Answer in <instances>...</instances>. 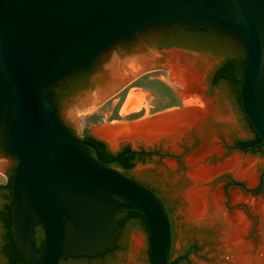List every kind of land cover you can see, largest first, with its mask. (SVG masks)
<instances>
[{
	"label": "water",
	"instance_id": "obj_1",
	"mask_svg": "<svg viewBox=\"0 0 264 264\" xmlns=\"http://www.w3.org/2000/svg\"><path fill=\"white\" fill-rule=\"evenodd\" d=\"M163 27L208 32L242 48L244 55L233 62L241 107L261 139L243 151L263 147L264 0H0V144L16 160L12 231L31 264H59L66 255L105 251L114 243L120 228L116 216L123 210L143 214L150 264H177L181 258L169 260L170 221L161 199L111 167L126 155L155 151L131 148L102 158L62 118L55 92L71 75L89 72L107 50ZM122 52L146 58L135 75L163 69L169 79L175 71L171 54L179 63L193 54L148 44ZM191 109L202 107L171 108L147 120ZM263 176L264 171L260 186ZM37 227L44 233L39 250L33 242Z\"/></svg>",
	"mask_w": 264,
	"mask_h": 264
},
{
	"label": "rangeland",
	"instance_id": "obj_2",
	"mask_svg": "<svg viewBox=\"0 0 264 264\" xmlns=\"http://www.w3.org/2000/svg\"><path fill=\"white\" fill-rule=\"evenodd\" d=\"M177 28L180 27L158 28L137 35V37L143 40L147 34L155 31H163L164 37H166L167 35L174 33ZM191 32H195V34L197 33L199 37H192L193 39L184 40L175 39L171 41H177L182 44L190 45L206 53L204 55H199L198 53H193L191 55L192 58H194L193 61L195 62L196 66L202 68L205 73L204 79L206 87L204 94L206 92L209 98H211L209 99L205 95L209 102H211L214 109L217 110L218 116L216 118H210L202 125H199V131L186 143V148L193 149V151L189 152L183 158V166L186 167L184 178H175L170 167L163 169L138 166L136 169L130 172L131 176L137 180H140L141 182L155 188L164 198L169 208H172L173 204L180 208H183L184 205L186 206L183 194L182 196H172V194H174V191H181L183 187L187 189L191 184V180L188 176L189 156H192L195 153H202V150L210 145H214L217 151L209 154L207 153L206 155L202 156L203 162L208 165H219L234 154H239L243 158H250L254 161L253 171L256 173V181L254 184L247 183L244 179L235 176L234 173L230 171H223L216 177H221L222 175L225 176V183L230 181H241L246 187L252 188L258 184L259 175L262 171H264V157L261 158L264 154V151L254 150L247 154L238 151L230 152L231 147L238 143L239 140L249 137L248 130L250 129V126L243 113L240 100H238V96L233 90L230 82L228 80H224L219 84V86L212 87L209 81L210 74L213 70H216L223 64L234 62L240 59L244 55V51L232 41L214 34L199 31ZM121 54H123L122 56L124 59H121ZM109 55H112L114 60L107 63L106 66L99 68L98 71L93 75L91 79V88H94V90L89 92V95L97 91V85L93 83V79L96 75H98V73H100L102 70L109 69L113 63H119L120 61L123 62L124 60H129L133 57V55L129 56L126 52L117 51L114 47L107 50L101 56L102 58L100 57V59H106L109 57ZM124 62L127 63L126 61ZM197 63H200V65H197ZM171 80L173 82H177L174 79H171V77L169 79L168 74L164 70H153L144 74L135 75L103 100L91 107L88 105L89 95L83 97H79V95L73 96L69 99L68 103L65 101L61 104L62 118L78 135L84 134L85 129H89L90 133L96 138L102 140L106 144L107 148L113 153L121 151L125 146L138 150L151 149L155 147L159 141L152 143L146 141L133 142L130 140H123L120 141L117 147L114 148L106 139L100 137L95 132V129L108 124L114 125L126 121L150 118L151 116L169 110L166 109L159 111L158 113H153L152 105H163L164 103L172 100H181L185 106L197 105L204 109L206 101L203 100L198 102L197 99L195 101L186 102L182 98L180 92L184 88L182 84L179 82L177 83L180 85L173 83ZM162 147L164 151L175 154H180L184 150L181 147L174 149V147L171 146L168 148L167 141H165ZM12 160L16 161L15 159ZM164 161L170 166L176 164L175 160H171L169 158H165ZM0 177L3 178L1 174ZM213 180L214 179H211L208 182ZM223 184L224 182L217 184V186L221 185L222 188ZM235 191H239L244 194L239 188H232L230 193L233 194L232 192ZM244 195L256 199L255 196H252L251 194ZM230 201L232 204L237 203L234 202L232 198H230ZM242 210L246 211L244 208H242ZM250 218L252 221V227L249 234H251L254 229L255 233L253 234L254 238H250L251 236L248 238L255 243L256 248L254 251L258 252V247L264 241L263 227L261 226V221L258 214L251 212ZM173 226L175 229L176 250L179 248H185L188 241L193 236H198L199 234V231L193 230L192 226L186 222L185 219H180L177 216L173 217ZM136 237L142 238V245L139 248L134 245V240ZM210 241L212 245L216 244L215 237L210 238ZM1 243L0 227V248ZM1 256L0 249V264H4V260ZM63 264L90 263L64 261ZM98 264H150L148 233L126 228L124 235L118 243L117 252L109 259L102 257L101 262ZM230 264H233L232 258Z\"/></svg>",
	"mask_w": 264,
	"mask_h": 264
},
{
	"label": "flooded vegetation",
	"instance_id": "obj_3",
	"mask_svg": "<svg viewBox=\"0 0 264 264\" xmlns=\"http://www.w3.org/2000/svg\"><path fill=\"white\" fill-rule=\"evenodd\" d=\"M192 37H199L197 33L191 32L182 28H177L174 33L167 35L164 37L163 31H155L152 33H149L146 35V37L141 40L138 37L134 38L130 41H125L118 46L115 47L117 51H132L134 48L139 47L143 44H148L151 46H155L158 50L164 49V48H170V47H178L182 48L188 52L191 53H198L199 55L206 54L205 52L194 48L187 44H182L177 41H171V40H184V39H193ZM102 58V57H101ZM114 60V57L112 55H109L106 59H98L94 65L92 66L91 70L89 72H79L71 75L64 81H62L57 87H55V92L59 94V97L57 98L58 107L60 109V113L62 115V106L61 104L67 101L69 102V99L73 96L82 95L85 91L90 89L92 87L91 79L93 75L98 71L99 68L106 66L107 63L112 62ZM197 65H200V63H197ZM157 70H163V69H157ZM210 74L209 81L211 84V80L213 78V72ZM226 79H221L217 85L224 81ZM212 86V85H211ZM213 87V86H212ZM205 95L207 98H209L208 94L205 92ZM211 99V98H209ZM241 103V102H240ZM185 105L180 100H172L164 103L163 105H152V112L158 113L159 111L171 109V108H183ZM244 113V112H243ZM143 115V114H142ZM141 115V116H142ZM245 115V114H244ZM137 116V117H141ZM246 117V116H245ZM130 119V117H129ZM132 119V118H131ZM135 119V118H134ZM247 119V118H246ZM248 121V119H247ZM198 126H193L186 135H184L177 143V148L181 147L183 148V152L180 154L171 153L168 151H164L162 146L165 143V139H162L158 142V144L151 148V149H144L148 151H155V153L150 154H141L138 155V158L132 160L129 162V164L126 167L123 166H115V163L111 164V167L119 170L124 175L128 176L129 178H132L134 180H137L133 176H131L130 172L134 169H136L138 166L146 167V168H171V171L173 172L175 178H184L186 167L183 166V158L189 153L192 152L193 149H187L186 143L192 138V136H195L196 133L199 131ZM249 137L252 138L255 136V133L251 131V128L248 130ZM82 139L87 140L88 142L94 144L99 152L100 156L104 159V151L102 148V145L97 139H87L85 134L79 135ZM245 139H241L236 143L233 147H231V151H238L242 153H249L243 151L244 149H247L243 147L242 142ZM172 145L168 143V148H170ZM173 147V146H172ZM264 147V146H263ZM131 149L128 146H125L122 150ZM93 155L96 154V151L93 148H90ZM254 151V150H253ZM251 152V151H250ZM195 155V154H193ZM9 154L4 150V148L0 144V174L3 176V178L0 177V227H1V257L4 260V264H12L11 257L13 253L14 247H16L15 239L13 236L12 231V180L11 177L14 173V169L16 166V161H13L11 158H9ZM190 157V156H189ZM264 157V154L261 158ZM165 158H169L171 160H175L176 164L170 166L168 163L164 161ZM263 172V171H262ZM259 175V182L255 187L248 188L244 185L241 181H230L228 183H225V176L221 177H215L214 180L211 182L206 183L205 185L210 187H220L221 185L217 186L219 183H223L222 191L223 195L225 197V206L226 209L229 212H232L236 209H246V212H248L249 216L251 214V211L244 202H237L235 204H232L230 201V198H232V194L230 193V190L233 188H239L243 191L244 194H251L252 196H255V200H261L264 201V176L262 185L260 186V177ZM142 185L146 186L147 188L151 189L157 197L161 199V201L164 204L165 210L168 214L169 221H170V230H171V247L169 252V260L172 261L176 258H180L177 264H230L231 258L233 259L232 253H230L228 250L225 249L223 246V242L221 239L220 231H221V222L219 221H197V220H190L187 217V207L184 205L183 208L178 207L177 205L173 204L172 208H169L164 198L161 196V194L153 187L141 182L140 180H137ZM210 181V180H209ZM189 187V186H188ZM248 188V189H246ZM186 188H182L181 191H174V194L172 196H182L184 197V193ZM233 193V192H232ZM243 194V195H244ZM177 216L180 219H185L186 222H188L193 230H198L199 234L198 236H193L187 243L186 247L183 249L176 250V240L174 236V228H173V217ZM254 218V217H253ZM251 219V218H250ZM255 219V218H254ZM260 219V218H259ZM116 220L120 223V228L118 233L116 234L113 246L103 252L97 253V254H78V255H69L63 259L76 261V262H88L90 264H98L101 262V258L105 257L106 259H109L112 255H114L117 252L118 244L117 240L122 231L124 229H134L137 231L147 232L148 228L146 224V220L144 216L138 215V214H132L128 210H123L121 213L117 214ZM252 227V226H251ZM38 231V234L35 235L33 239L37 242V244H42V240L44 237V233L40 227L36 228ZM251 230V229H250ZM250 232V231H249ZM255 233V229L247 235V238H254L253 234ZM215 237L216 238V244L212 245L210 238ZM149 238V236H148ZM249 239V238H248ZM251 240V239H250ZM14 242V247H12L11 243ZM18 249V248H17ZM19 250V249H18ZM21 251V250H19ZM23 253V263L22 264H31L30 259L25 256ZM59 264H62V261Z\"/></svg>",
	"mask_w": 264,
	"mask_h": 264
},
{
	"label": "bare ground",
	"instance_id": "obj_4",
	"mask_svg": "<svg viewBox=\"0 0 264 264\" xmlns=\"http://www.w3.org/2000/svg\"><path fill=\"white\" fill-rule=\"evenodd\" d=\"M170 61L175 66L171 79L182 84V98L186 102L206 101L204 109H191L184 112L174 111L164 117L146 120L141 123L122 122L114 125L108 124L97 127L95 132L106 139L114 148L123 140L133 142L146 141L156 143L165 139L174 149L181 137L193 126H199L210 118H216L218 112L211 102L205 97V79L202 68L197 67L194 58L186 59L184 63L178 62L176 53H172ZM126 61L127 63H125ZM123 62L113 63L106 70H102L96 77L97 91L89 95V107L97 104L113 91L122 86L138 71L146 66V58L132 57ZM172 81V80H171ZM81 101V100H80ZM86 103V102H85ZM217 151L214 145L195 153L188 158V176L191 180L190 186L184 193L187 207V217L197 221H219L221 222V239L223 246L233 255V264H264V241L255 252V243L247 238L252 226L249 214L242 209L229 212L225 206V197L220 187H210L205 182L215 178L223 171H230L235 176L244 179L249 184L256 181V173L253 171L254 161L234 154L225 162L211 166L203 162L202 156ZM234 202H244L251 212L259 215L264 235V202L245 196L239 191L232 194ZM134 245L139 248L142 238L136 237Z\"/></svg>",
	"mask_w": 264,
	"mask_h": 264
},
{
	"label": "trees",
	"instance_id": "obj_5",
	"mask_svg": "<svg viewBox=\"0 0 264 264\" xmlns=\"http://www.w3.org/2000/svg\"><path fill=\"white\" fill-rule=\"evenodd\" d=\"M221 79H226V80H228L230 82L233 90L235 91L236 95L238 96V100H240V80H239V78L237 77V75L234 72L233 62L223 64V65L219 66L213 72V78L211 80V85L213 87H215L217 85V83ZM248 123H249V126L251 128V131H253L255 133V136L252 137V138H246L242 142V145L245 148H250V147L255 146V145H257L258 143L261 142L260 137L257 135V133L255 132L254 128L252 127V125L250 124L249 121H248ZM84 134H85L87 139H94V140L97 139L93 134L90 133L89 129H85V133ZM97 141H99L101 143L103 151H104V157L106 159H111V158L115 157L118 153L123 151V150H121L119 152L113 153L112 151H110L107 148L106 144L102 140L97 139ZM255 151H264V147L256 148ZM136 158H138V155H126L121 160L117 161L115 163V166L126 167L129 164L130 161H132V160H134ZM128 211L130 213H132V214H138V215H141V216L143 215L140 211H137V210H128ZM35 230H36V234H38L37 229H35ZM33 242H34L36 248L39 250L41 245L37 244V242L34 239H33ZM11 245H12V247H14V242L13 241H12ZM107 249H109V248H107ZM86 254H88V253H86ZM67 256H69V255H66L63 258H65ZM23 260H24V258H23L22 251H19L17 248L14 247L13 253H12V257H11L12 264H22Z\"/></svg>",
	"mask_w": 264,
	"mask_h": 264
}]
</instances>
